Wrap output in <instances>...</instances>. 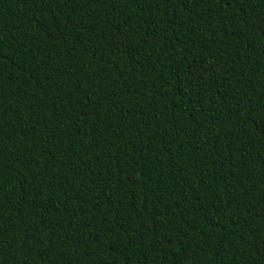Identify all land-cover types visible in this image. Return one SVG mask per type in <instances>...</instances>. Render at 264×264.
Instances as JSON below:
<instances>
[{
	"label": "trees",
	"instance_id": "1",
	"mask_svg": "<svg viewBox=\"0 0 264 264\" xmlns=\"http://www.w3.org/2000/svg\"><path fill=\"white\" fill-rule=\"evenodd\" d=\"M0 264H264V0H0Z\"/></svg>",
	"mask_w": 264,
	"mask_h": 264
}]
</instances>
